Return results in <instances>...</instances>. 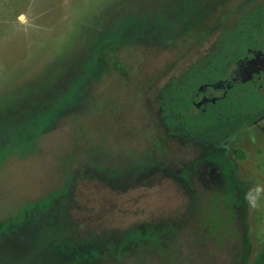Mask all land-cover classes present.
I'll list each match as a JSON object with an SVG mask.
<instances>
[{"label":"rangeland","instance_id":"374dc122","mask_svg":"<svg viewBox=\"0 0 264 264\" xmlns=\"http://www.w3.org/2000/svg\"><path fill=\"white\" fill-rule=\"evenodd\" d=\"M262 1L0 0V264H251L264 118L208 152L157 99Z\"/></svg>","mask_w":264,"mask_h":264},{"label":"trees","instance_id":"16d2710c","mask_svg":"<svg viewBox=\"0 0 264 264\" xmlns=\"http://www.w3.org/2000/svg\"><path fill=\"white\" fill-rule=\"evenodd\" d=\"M263 46L264 0L241 14L231 28L218 35L207 55L160 91L158 114L168 135L186 146L215 152L264 114L259 85L241 78L234 84L231 78L239 73L238 68L228 76L230 67ZM260 86L264 87V81ZM209 92L211 96H207ZM251 264H264V248Z\"/></svg>","mask_w":264,"mask_h":264},{"label":"flooded vegetation","instance_id":"af4514ba","mask_svg":"<svg viewBox=\"0 0 264 264\" xmlns=\"http://www.w3.org/2000/svg\"><path fill=\"white\" fill-rule=\"evenodd\" d=\"M202 56H205V55H201L197 57L196 59H199ZM195 60L193 61V63L195 62ZM193 63H191V65ZM235 68H238L239 73L237 72L236 76H234V78H231L234 84L237 83L236 80L238 78H241V80H246L252 83H256L257 85H259V88H258L259 91L264 95V87L260 86L262 82L264 81V46L261 49V51L254 52V53L248 52L247 56H245L243 59L238 61L236 65L230 67L228 76H231V71L234 70ZM211 95H212L211 92L207 94V96H211ZM204 96H205L204 92L201 93L202 100L206 99ZM158 99H157V103H158ZM158 117H159V114H158ZM263 118H264V114H262L259 118H257L253 122V124Z\"/></svg>","mask_w":264,"mask_h":264},{"label":"clouds","instance_id":"9594fccd","mask_svg":"<svg viewBox=\"0 0 264 264\" xmlns=\"http://www.w3.org/2000/svg\"><path fill=\"white\" fill-rule=\"evenodd\" d=\"M262 197H264V184L253 183L244 193L243 198L247 202V205L251 210L256 209L260 206Z\"/></svg>","mask_w":264,"mask_h":264},{"label":"snow or ice","instance_id":"6c2138e0","mask_svg":"<svg viewBox=\"0 0 264 264\" xmlns=\"http://www.w3.org/2000/svg\"><path fill=\"white\" fill-rule=\"evenodd\" d=\"M21 19H23V17H21Z\"/></svg>","mask_w":264,"mask_h":264}]
</instances>
